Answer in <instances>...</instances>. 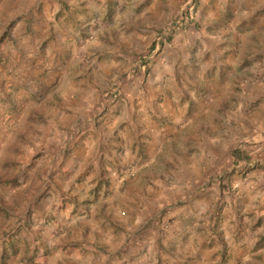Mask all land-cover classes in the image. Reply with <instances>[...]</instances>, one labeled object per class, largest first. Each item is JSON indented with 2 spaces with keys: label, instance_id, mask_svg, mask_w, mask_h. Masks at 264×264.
<instances>
[{
  "label": "rangeland",
  "instance_id": "1",
  "mask_svg": "<svg viewBox=\"0 0 264 264\" xmlns=\"http://www.w3.org/2000/svg\"><path fill=\"white\" fill-rule=\"evenodd\" d=\"M263 4L0 0V264H264Z\"/></svg>",
  "mask_w": 264,
  "mask_h": 264
},
{
  "label": "crops",
  "instance_id": "2",
  "mask_svg": "<svg viewBox=\"0 0 264 264\" xmlns=\"http://www.w3.org/2000/svg\"><path fill=\"white\" fill-rule=\"evenodd\" d=\"M260 5H262V4H260ZM230 12L233 13V11H231V10H230ZM224 13L225 14H229L227 9L224 10ZM245 16L246 15H243L241 17V19L245 18ZM216 17H217V15L213 16V18H216ZM214 23L215 22H211V24H214ZM182 36L186 37V36H188V33H186V35H182ZM219 37H220L219 34H217V37H214L213 41H216L217 43H219V41H221V39ZM175 39H177V37H175ZM193 42H194V40L190 38L189 39V43L192 44ZM200 44H203L204 55H205V52H206V55H207L208 51L210 50L209 42L204 38V39H202L200 41ZM166 47H167V45L164 46V49L158 55V60H159V62H161L159 64V67L168 66L171 63V59L173 58V55L169 54L170 50L165 49ZM159 72L162 75L163 72L161 70ZM257 100H261L260 102H263V104L261 103V105L258 107V110H255L253 112V114H251V115H248L246 113L247 120H249L251 123H255V124L257 122H259L260 119H261V122L264 123V116H263V114H264V83H262L260 85L259 92L256 95H254V97H250V102L248 103L250 105V108L251 107H257V106L252 105L253 102L254 101L257 102ZM248 104H247V106H248ZM112 117H115V116H112ZM237 121L239 122V121H241V119L239 118ZM132 129H133L134 133H136V138L137 139H139V137H142V136L139 135L138 127L135 125L134 121L132 122ZM168 131H167L166 128L156 129L155 132H156V140H157L156 146L157 147H162L166 143L167 137H168ZM114 134H115V130L113 131L112 135H114ZM156 140L153 139L152 143L153 142L155 143ZM120 145L122 146V149H123L124 148L123 139H122V141H120ZM126 145L128 147V143L127 142H126ZM114 146H116V145H112V147H114ZM200 146H201V149H202V154H201L200 159L198 158V155L196 153H192L189 163L187 161H185V160L183 161V159H184L183 156L180 157L181 159L179 160L178 153L174 154V156L176 157L175 158L176 160L182 161V162H180L182 167L180 168V170L177 171V170H173L171 168V166H169L168 170H169V172L172 173L173 176H176V178H178V180H179L178 183L180 184V186H178V188H176V189H170V188L166 189L165 193H171V194L175 193V192L179 193L180 191L184 190L186 185L188 184V179H189L190 175H194L195 174L197 176L198 170H202V169H204V171L206 172L208 170L207 169L208 166L214 165L216 162L221 161L223 153L226 152V148H227L228 145L225 142L221 143L220 140H217V141H213V142L207 141V142L201 143ZM127 151H128V148H126V155L125 156L129 155V153ZM157 152H159V151L157 150ZM160 152L161 153H160V155L157 158L158 161L164 156V153H162V150ZM147 161L148 160H143V163H147ZM148 170H152V168H150ZM164 178H166L167 181L169 180V178L166 177L165 175H164ZM172 179H173V177H172ZM167 181L162 182V186H164V184L165 185H169ZM182 184H184V185L181 186ZM154 192H156V190L152 189V191H150L149 193H154ZM148 200H153V199H150L148 197ZM14 258H15V256L12 255L9 251H7V249L2 248V250L0 252V262H5V261L9 260L8 262L10 263L11 260L14 259Z\"/></svg>",
  "mask_w": 264,
  "mask_h": 264
},
{
  "label": "built area",
  "instance_id": "3",
  "mask_svg": "<svg viewBox=\"0 0 264 264\" xmlns=\"http://www.w3.org/2000/svg\"><path fill=\"white\" fill-rule=\"evenodd\" d=\"M144 69H145V67H144Z\"/></svg>",
  "mask_w": 264,
  "mask_h": 264
}]
</instances>
